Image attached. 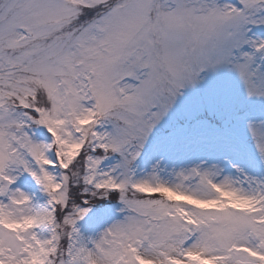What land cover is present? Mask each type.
<instances>
[{"label":"snow or ice","instance_id":"1","mask_svg":"<svg viewBox=\"0 0 264 264\" xmlns=\"http://www.w3.org/2000/svg\"><path fill=\"white\" fill-rule=\"evenodd\" d=\"M0 264H264V0H0Z\"/></svg>","mask_w":264,"mask_h":264}]
</instances>
